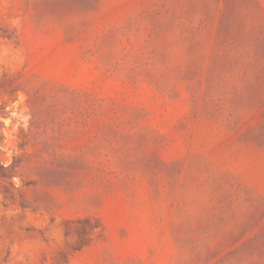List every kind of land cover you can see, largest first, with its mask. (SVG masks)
<instances>
[{"label": "rangeland", "instance_id": "obj_1", "mask_svg": "<svg viewBox=\"0 0 264 264\" xmlns=\"http://www.w3.org/2000/svg\"><path fill=\"white\" fill-rule=\"evenodd\" d=\"M0 264H264V0H0Z\"/></svg>", "mask_w": 264, "mask_h": 264}]
</instances>
